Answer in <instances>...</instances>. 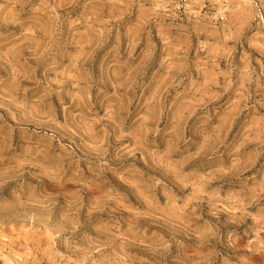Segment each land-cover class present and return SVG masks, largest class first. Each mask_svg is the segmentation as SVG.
Returning <instances> with one entry per match:
<instances>
[{"label": "rangeland", "instance_id": "374dc122", "mask_svg": "<svg viewBox=\"0 0 264 264\" xmlns=\"http://www.w3.org/2000/svg\"><path fill=\"white\" fill-rule=\"evenodd\" d=\"M0 264H264V0H0Z\"/></svg>", "mask_w": 264, "mask_h": 264}]
</instances>
